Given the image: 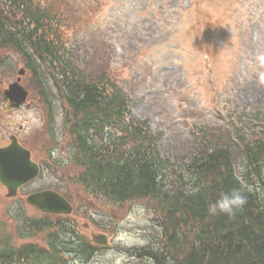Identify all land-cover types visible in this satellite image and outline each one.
Here are the masks:
<instances>
[{"label": "rangeland", "instance_id": "obj_1", "mask_svg": "<svg viewBox=\"0 0 264 264\" xmlns=\"http://www.w3.org/2000/svg\"><path fill=\"white\" fill-rule=\"evenodd\" d=\"M47 1L66 11L63 46L71 61L89 73L107 69L128 98L127 118L147 122L150 135L158 136L157 152L174 169L191 156L192 128L224 132L232 126L248 133L260 126L264 0ZM20 69L25 71L21 85L33 108L4 117L0 137L2 142L16 137L30 151L31 160L43 167L16 198H7L0 185L1 236L15 248L35 244L45 249L46 232L25 231L27 221L44 215L24 199L31 192L51 190L70 203L68 219L77 234L88 241L103 234L107 241L87 262L65 254L66 264H137L130 250L159 243L155 214L146 208L147 201L111 203L74 184L78 169L69 160L70 136L61 130L68 108L59 100L50 73L40 64L45 79L34 81L22 58L0 47V90L16 80ZM42 100L51 102L56 123L53 115L42 112ZM56 220L63 223L50 218L51 223Z\"/></svg>", "mask_w": 264, "mask_h": 264}, {"label": "trees", "instance_id": "obj_2", "mask_svg": "<svg viewBox=\"0 0 264 264\" xmlns=\"http://www.w3.org/2000/svg\"><path fill=\"white\" fill-rule=\"evenodd\" d=\"M66 18L47 0H0V47L19 55L34 81L45 79L39 67L46 66L70 110L74 184L111 203L150 202L160 240L130 250L137 264H264V117L248 133L192 128L191 156L174 169L157 152L158 136L150 135L147 122L127 118L128 98L107 69L89 73L71 61L63 46ZM231 189L245 195L243 208L231 217L210 215L208 205ZM51 217L26 223L27 233L46 232L45 249L15 248L0 234V264H66L65 254L84 262L95 255L98 248L67 217H54L63 223Z\"/></svg>", "mask_w": 264, "mask_h": 264}, {"label": "water", "instance_id": "obj_3", "mask_svg": "<svg viewBox=\"0 0 264 264\" xmlns=\"http://www.w3.org/2000/svg\"><path fill=\"white\" fill-rule=\"evenodd\" d=\"M18 74L21 76L23 72L19 71ZM19 81L18 79L10 85L8 93H13V97L21 105L25 102L27 93L18 84ZM66 114L63 125L69 118L68 112ZM38 172V167L30 160L29 152L19 146L14 138L7 148H0V184L6 189L7 197L16 196L17 190L35 179ZM25 202L28 206L45 214L68 216L72 212V207L68 201L53 191L31 194L26 197ZM92 242L100 246L107 245L106 237L101 234L92 236Z\"/></svg>", "mask_w": 264, "mask_h": 264}, {"label": "flooded vegetation", "instance_id": "obj_4", "mask_svg": "<svg viewBox=\"0 0 264 264\" xmlns=\"http://www.w3.org/2000/svg\"><path fill=\"white\" fill-rule=\"evenodd\" d=\"M18 76V75H17ZM21 78V76H19ZM13 79V78H12ZM11 79V81H12ZM17 79V78H16ZM14 82V81H13ZM13 82H8L6 85H3L2 89L0 90V131L6 127V124L3 123L2 119L6 116H10L12 117L13 116V113L19 111V110H22V109H26V110H31L33 108V104L31 101H29V97H28V92H27V98L25 100L24 103H22L21 105H19L17 99H15V97H13V93H8V88L10 87V85L13 84ZM2 83V82H0ZM21 84V83H20ZM22 86V85H21ZM23 87V86H22ZM24 88V87H23ZM25 89V88H24ZM27 91V90H26ZM42 112H47V115L49 116V114L53 115L54 113L52 112V109L50 108L51 107V104L49 101H46V100H42ZM52 112V113H51ZM66 113V112H65ZM45 115V113H42V115ZM12 119V118H11ZM52 119L54 120L53 123H56L55 121V116L53 115ZM65 120V118H64ZM63 120V121H64ZM70 120H71V114H69V119L67 121V123L65 125H63V122H62V126H61V130H62V133L67 136L68 135V127H69V123H70ZM12 121V120H10ZM53 137H54V134H53ZM13 138L16 140V142L21 146L23 147L24 149H26L27 151H29L25 146L21 145L18 141V139L16 137H14L13 135H10V137L8 138V142H2L1 141V137H0V148H7L9 145H11V143L13 142ZM2 143V144H1ZM30 153V151H29ZM30 158H31V153H30ZM33 163L38 167L39 169V174L37 176V178L40 176L41 172H42V167H43V164H41L40 162H34ZM36 178V179H37ZM36 179L30 181L29 183L25 184L24 186H22L21 188L29 185L30 183L36 181ZM20 188V189H21ZM19 189V190H20ZM18 190V192H19ZM40 191H45V190H39V191H35V192H40ZM35 192H31V193H35ZM29 193V194H31ZM18 196V195H17ZM48 216V215H47Z\"/></svg>", "mask_w": 264, "mask_h": 264}, {"label": "clouds", "instance_id": "obj_5", "mask_svg": "<svg viewBox=\"0 0 264 264\" xmlns=\"http://www.w3.org/2000/svg\"><path fill=\"white\" fill-rule=\"evenodd\" d=\"M261 62H264V54L259 57ZM261 83H264V73H261ZM246 204L245 195L238 189H231L222 192L219 198L208 205L207 211L210 215L226 214L228 216L235 215L237 210L243 208Z\"/></svg>", "mask_w": 264, "mask_h": 264}]
</instances>
